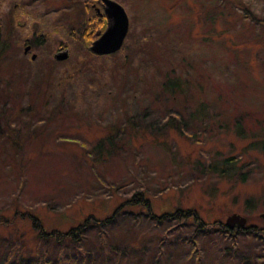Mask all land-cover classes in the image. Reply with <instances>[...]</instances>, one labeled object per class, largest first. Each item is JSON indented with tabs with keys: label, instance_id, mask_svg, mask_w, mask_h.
<instances>
[{
	"label": "rangeland",
	"instance_id": "obj_1",
	"mask_svg": "<svg viewBox=\"0 0 264 264\" xmlns=\"http://www.w3.org/2000/svg\"><path fill=\"white\" fill-rule=\"evenodd\" d=\"M24 1L38 16L19 19V0L0 3V131L20 140L15 152L0 133V217H13L0 225V262L7 254L9 264L41 258L47 248L52 254L25 213L48 230H67L88 214H110L136 190L161 222L127 204L109 239L132 243L138 256L119 264H250L220 249L232 242L220 245L218 231L194 243L196 214L206 228L236 235L242 255L264 261V240L223 224L238 212L264 226V0H117L128 31L118 50L103 55L88 47L103 26L88 18L85 0ZM30 30L42 33V43L25 54L22 40L36 37ZM65 50L66 58L54 57ZM66 72L79 76L73 82ZM168 78L172 94L162 85ZM80 85L89 91L79 93ZM200 102L201 126V113L189 116ZM167 113L180 128L166 125ZM100 140L104 150L92 153ZM229 155L237 159L230 176L209 168ZM176 206L192 215L176 216ZM98 243L94 231L84 246L96 253Z\"/></svg>",
	"mask_w": 264,
	"mask_h": 264
},
{
	"label": "trees",
	"instance_id": "obj_2",
	"mask_svg": "<svg viewBox=\"0 0 264 264\" xmlns=\"http://www.w3.org/2000/svg\"><path fill=\"white\" fill-rule=\"evenodd\" d=\"M251 17H254V13L251 14ZM2 24H3V22H2V19L0 16V53L2 51V47H3V43H4L2 40ZM34 40L35 41L33 42V46L35 44L42 43V41H38V39L36 37H34ZM68 73L69 72H66V74L68 75L67 78L72 79L73 82H75L76 78L79 75L77 74L76 76H73V75H70ZM93 84L94 83H91V84L89 83L88 85L91 86ZM173 84H174L173 78H168L167 80H165L162 83V85L164 86L163 87L164 90H166L170 94H172V91H173L172 90ZM181 85H182L181 79L179 77H177V81L175 83V88H180ZM84 88H85L84 85L83 86L82 85L77 86L76 91L79 90L78 91L79 93L89 91L87 88L86 89H84ZM97 89L98 90L103 89V87L101 86L100 83L97 84ZM26 93H27V90H26ZM161 109L164 110V105H162ZM185 109H186V105H183L181 108L175 107V110H174L175 113L174 114L176 116H179L180 113L177 110H179L181 113H184ZM197 112L202 114L201 118H203V120L201 119V122H200V126H201V123L204 122V120L206 118V114H207L205 112V106L203 105V103H201V102L198 103V105L195 107V109H192L189 112V116L193 117L194 115H196L194 113H197ZM164 114H165L164 116H166L165 112H164ZM176 116H173V115H170L167 113L168 119H167L166 125L171 126V127H175V128H180L172 120V118H175ZM208 116H210V115L208 114ZM128 117H131V116L129 115V116H127V118ZM127 118H126L125 122H127ZM213 118H215V116L211 115L210 119L212 120ZM186 120H187L186 121V123H187L189 121V119H186ZM238 123H239V121L235 122V124H238ZM184 124H185V122H184ZM198 131H201V130L198 129ZM177 132L180 133L178 130H177ZM0 133H2L4 136H6V138H7L6 140H9V142L12 144V146H14L13 148L16 152L17 149L13 143H16L17 141H20V140H17L11 134L9 135V132L7 134H5L3 132V130H1ZM158 133L161 134L160 132H158ZM184 133H186V132H184ZM188 133H190V135L195 134L194 132H188ZM30 134H31V130H29L28 133L24 135L25 138H26V136H30ZM106 143L113 145L114 140L112 141L111 138H110V140L107 139ZM104 144L105 143L101 142V140H100L95 145H93L92 148H90L91 152L94 154H98V155L101 154L102 151L104 150V148H103ZM236 163H237V159H234L232 156L229 155V156L223 157L221 161H215V162L211 163L209 168L211 170L217 172L219 175L230 176V174L235 172L234 168L236 166ZM240 179H246V173L241 175ZM246 202H248V199H246ZM127 204H129V205L139 204L141 206H145L146 209H143V211L146 212L148 214V216L150 218H152L153 220L155 219V221L161 222L159 220H156V215L153 212H151L152 210H151L150 200L147 197H144L143 192L140 190H136L132 194L130 199H127L126 201L120 203L116 207V209L113 212H111L110 214H108L104 217H97L94 214H88L87 216H85L82 219V221L80 223H78L75 226L68 228L67 230H59V229L48 230L43 226L42 220L35 213H32L30 211L25 213V215H28V218H30L31 228L33 229V232L35 233L34 235L38 239L39 243L44 244V245H48L49 243H52L53 244V250H52V254L48 255L47 251H49V250H48V248L45 249L43 253L46 255L42 256L41 258L39 256H36L34 258H27V259L22 260V261L20 258L21 262H19L18 264H119V262L122 260L123 256H128V257L138 256L137 254L135 255V251H136L134 249L135 246L132 243H129L128 241L127 242H121V245L119 243L118 244L117 243H110L111 242V240H110L111 239V233L108 232V230L120 220L121 215H125V213L128 212V211L122 210L123 208L126 207ZM123 211H125V212H123ZM192 211L193 210H189V208H182L180 206H176V209L172 213L176 214V216L187 217V216L192 215ZM121 212H122V214H121ZM130 212L133 213V210ZM172 213H170V214H172ZM19 215H22V214H19ZM196 217H197V214L195 216L194 225H193V226H195L194 227L195 233L193 234V237L195 235L194 240H193L194 243L196 242L195 240H197L196 236H198L199 234L209 233V232H211V230L212 231H218L219 232V244L220 245H224L223 244L224 238L225 239L230 238V240L232 242L229 245H225V247H223V248L221 246L220 249H223L227 253H229V251H230L231 255H237L239 253L240 258L242 257L243 260L249 261L250 264H264V261H261V263H258L259 261H257V254L253 255L251 257L249 255H242L239 252L238 247L235 245V244H237L236 235H233L231 233H229V234L224 233V229L222 227H215V228H212V227L208 228L207 227L206 228V226L201 222V220H197ZM11 218L12 219L0 217V225H7L9 222H12L13 217H11ZM244 226L245 227H241V229H239V231H238L239 233L248 236L249 234L247 232L251 231L253 233L254 237H257L259 239L264 240V226H257L254 223H248L247 218H246V224H244ZM94 231L97 234V237L99 239L98 244L100 245L99 248L97 246L98 250L96 253L93 250H91L88 246H84L86 239L90 236V233H93ZM1 233L4 234L3 232H1ZM18 235L24 236L22 233H20ZM84 247H87V248H84ZM62 251H63V253H61ZM8 258H9V255L7 254L5 256L3 262H0V264H9ZM12 263H15V262H12Z\"/></svg>",
	"mask_w": 264,
	"mask_h": 264
},
{
	"label": "water",
	"instance_id": "obj_3",
	"mask_svg": "<svg viewBox=\"0 0 264 264\" xmlns=\"http://www.w3.org/2000/svg\"><path fill=\"white\" fill-rule=\"evenodd\" d=\"M107 3L106 12L108 22L106 28L95 38L90 49L96 53H109L117 50L123 43L125 35L128 31V17L126 11L121 3L117 0H105ZM30 47L27 45L24 47L26 52ZM68 55V52L61 51L55 54L57 59H64ZM32 58L35 54L32 53ZM264 217V212L260 214ZM246 217L238 212H233L225 218L224 224L226 226L233 227L244 225Z\"/></svg>",
	"mask_w": 264,
	"mask_h": 264
},
{
	"label": "flooded vegetation",
	"instance_id": "obj_4",
	"mask_svg": "<svg viewBox=\"0 0 264 264\" xmlns=\"http://www.w3.org/2000/svg\"><path fill=\"white\" fill-rule=\"evenodd\" d=\"M5 0H0V3L1 2H4ZM85 4V5H84ZM87 4H89V7L91 8V10H92V15L91 16H89L88 18H91V17H93V19H95V22H96V24L97 25H102L103 27H101V28H99V30L98 31H96L97 33H91V35L93 36L92 37V40L94 39V38H96L98 35H99V33L106 27V25H107V20H108V17H107V12H106V7H107V3H106V1L105 0H90V1H88V0H85L84 1V3H83V7H82V9L84 10V11H87V8H86V5ZM72 5H74V6H77V11H78V6L80 5L79 3L78 4H75L74 2H72ZM62 8V7H61ZM70 8H72V7H70ZM56 9H58V8H56ZM55 9V10H56ZM63 9V8H62ZM54 10V11H55ZM16 14H20V17H18L19 19L20 18H33L34 16L33 15H36L32 10H30L29 9V7H28V5H27V2L26 1H24V0H19V8H18V12L16 13ZM15 14V15H16ZM36 16H38V15H36ZM17 28V27H16ZM71 28H73V27H71ZM18 29V28H17ZM18 30H20V29H18ZM21 31V30H20ZM30 32H31V34H33L34 36H36V38L38 39V41H41V38H40V36L42 35V33H36L35 32V34H34V31H32V30H30ZM72 32V30L71 29H69V31H68V33H71ZM95 35V36H94ZM92 40H91V42H92ZM22 42L24 43V46H29L30 47V49L28 50V52H26L25 53V51H24V53L25 54H27V53H29L30 52V50H31V48L33 47V41H32V39H29L28 37H26V38H24L23 40H22ZM62 48H65V47H63L62 45H59V47H58V49H62ZM36 57V56H35ZM235 226H237L236 224H235ZM240 227H245L244 225H241Z\"/></svg>",
	"mask_w": 264,
	"mask_h": 264
}]
</instances>
